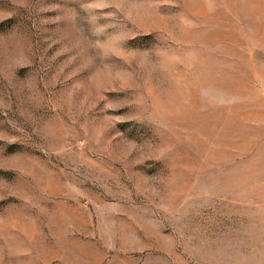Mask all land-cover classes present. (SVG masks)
Listing matches in <instances>:
<instances>
[{"label": "rangeland", "instance_id": "374dc122", "mask_svg": "<svg viewBox=\"0 0 264 264\" xmlns=\"http://www.w3.org/2000/svg\"><path fill=\"white\" fill-rule=\"evenodd\" d=\"M0 264H264V0H0Z\"/></svg>", "mask_w": 264, "mask_h": 264}]
</instances>
